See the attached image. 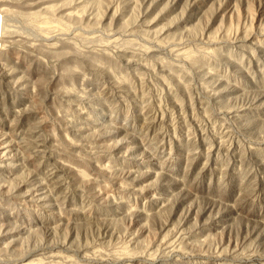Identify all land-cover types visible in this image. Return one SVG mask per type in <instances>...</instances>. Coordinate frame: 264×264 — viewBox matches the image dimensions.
Returning a JSON list of instances; mask_svg holds the SVG:
<instances>
[{
    "label": "rangeland",
    "instance_id": "rangeland-1",
    "mask_svg": "<svg viewBox=\"0 0 264 264\" xmlns=\"http://www.w3.org/2000/svg\"><path fill=\"white\" fill-rule=\"evenodd\" d=\"M49 3L53 23L15 7L0 27L34 42L51 32V46L87 53L105 47L111 74L83 61L64 85L83 100L68 108L59 81L7 65L24 85L30 74L40 97L37 127L0 78V144L12 163L0 175L11 188L0 264H264V0ZM72 142L75 156L63 150Z\"/></svg>",
    "mask_w": 264,
    "mask_h": 264
},
{
    "label": "bare ground",
    "instance_id": "bare-ground-1",
    "mask_svg": "<svg viewBox=\"0 0 264 264\" xmlns=\"http://www.w3.org/2000/svg\"><path fill=\"white\" fill-rule=\"evenodd\" d=\"M49 1L50 0H48V1L47 0H0V13L3 16H7V15L9 16V14L11 15V13L14 14L16 12H19V9H16L15 7H21L20 9H24V8L30 9L32 11L34 10V13L36 15L35 16L36 19H39V21L40 20H43L44 22L46 21L45 25H47L48 21L51 22V20H52L51 14L54 15V12H55L54 9L56 7V6H51ZM58 1H60V0H58ZM60 3H63V1ZM60 3H59V5H60ZM51 4L53 5V3H51ZM60 6H58L57 8H59ZM64 6H66V5L62 4L61 7H64ZM60 10H62L63 15L67 16L69 19H71V21L81 20L80 16L75 15L73 13H68V12H66V10L64 8L59 9V11ZM17 14H19V13H17ZM33 18H34V16H33ZM50 22H48V24H50ZM53 22H51V23H53ZM45 25H44V23H41L42 27H46ZM38 26L41 27L40 24ZM52 26H53V24H52ZM0 28H1V32H0V78L2 79V82L4 84V90H6L7 93L11 94L10 97H12V95H13V99L14 100L16 99L15 100L16 102H18L20 104H25V107L22 109L21 115L23 117H26V118L27 117L30 118L29 116H31L32 122H34L35 124H36V122H35L36 119H33V116L38 118L37 115L39 112V111L37 112V109H38L37 107H39V106H36V105H38L36 103V98H37V96L40 97V95H39V93L38 94L36 93L37 95L35 98V96H33L34 91H33V93H31L32 91L29 92L30 85L33 84V79L28 78V77H30L29 76L30 74L29 75L27 74L28 77L26 76L27 78L25 80L27 82V85H24V84H22V82L19 81V79L17 80V78L15 79V77H13L14 75L12 73L13 72L12 70L18 71L19 69H24V71L21 70L22 73L23 72L27 73L28 70L26 71V69L29 65L30 71H31V69L39 70V72L41 70V72L44 74V75L42 74L43 76L39 75L40 76L39 80H41V79L43 80L44 78L45 79L48 78V79H50L49 81H51V79L55 80V81L56 80L59 81L60 84H63V85L56 86V83L55 84L52 82L51 83L53 84V86L54 85L56 86V88L55 89L53 88V89L55 90V92H57L59 94L62 105L64 107H68V108L78 107L79 105L76 101L83 100V95H80L79 93L72 91L73 89L71 90V87H69V86H67V87L64 86L65 82L66 83L71 82V79H73L72 77L81 74L80 65L83 61H85L91 67V69L102 70V71L105 70L111 74L110 71H111V65H112V61H111L112 56H111V53L105 47H98V48L96 47L97 49H95L93 47L94 50L92 48H90V50H91L90 53H87L84 51H78L79 49H77L75 47H74L75 49H72V47H71L72 45L69 46V48L64 47V46L61 48L60 46H58L61 48V49H58V47L56 45H54L55 43L54 44L52 43V44L54 46H56L57 48L50 45V43L52 41H51L50 36L48 34H50L51 32L50 33L47 32V34H46L45 31H43V30L40 31L38 34L39 39L37 40V42H34L32 40L26 39L23 36H20L15 29H8V28H6L5 25L1 26ZM65 28H66V26H65ZM67 28H68V26H67ZM49 29H50V27H49ZM59 29H61V28H59ZM45 30H47V29H45ZM62 39L63 38L60 36V40H62ZM56 44H58V42ZM17 46H20V49L17 48ZM65 46H67V45H65ZM89 46H92V45H89ZM43 56L46 57L47 59L48 58H51V59L56 58L55 64L57 61H59L58 65H59V68L61 69V72L59 74L54 72L51 68V65L50 64H49L50 66L48 65V63L43 58ZM61 59L63 60L62 62H61ZM52 61L54 62V60H51V62ZM127 62H128V64L133 65V66L143 65V64L139 63L140 61L133 59V58H129L127 60ZM7 65H11V67H12L11 71L9 70L11 67L9 66L10 68H8ZM145 66H146V64H145ZM146 68H147V66H146ZM36 78H37V76H36ZM55 81H53V82H55ZM41 82H42L41 84H43L44 80ZM64 107H62V109ZM64 111L67 112V109H64ZM64 111L59 109L56 112V117L59 120V122L61 123V126L64 125V126L69 127V125H67L66 121H65V117H66L65 114L66 113ZM40 119H37V120L40 121ZM32 122H30V123H32ZM34 123H33V125H34ZM42 123H44V122H42ZM40 124H41V121H40ZM35 126L38 127V124H36ZM48 133L50 134V136L52 138L51 139L52 143L57 145L56 143H57L58 138H55L57 136H56L54 128L52 127V129H50V130L48 128ZM78 134L81 135L80 133H78ZM58 143H60L59 140H58ZM72 143H73V144H71L73 146L72 152L69 150H66L65 148H63V150L65 152H67L69 154H73L75 156V152L78 151L79 149H82V147H81V144L79 142H77V143L72 142ZM52 158L55 161L58 160V158L56 156H52ZM63 165L68 166L69 169L72 170L76 176H79L80 174L83 173L82 170H80L79 168H77L73 165H69V164H63ZM11 169H12V163L6 158L5 148L3 147V145L0 144V175H5V174L10 173ZM10 192H11V188L9 186L0 185V201L2 200V202H3L4 200L9 199ZM3 204H4V202H3ZM0 205H2V204L0 203ZM23 206L25 209H28L27 204H24ZM24 264H37V263H24Z\"/></svg>",
    "mask_w": 264,
    "mask_h": 264
}]
</instances>
